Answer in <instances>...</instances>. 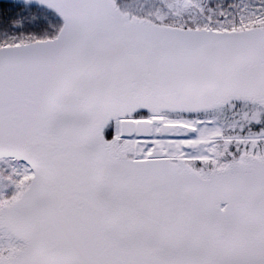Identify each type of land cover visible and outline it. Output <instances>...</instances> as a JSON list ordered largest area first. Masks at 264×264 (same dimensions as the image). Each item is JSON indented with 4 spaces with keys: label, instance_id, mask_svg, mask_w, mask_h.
<instances>
[{
    "label": "snow or ice",
    "instance_id": "6c2138e0",
    "mask_svg": "<svg viewBox=\"0 0 264 264\" xmlns=\"http://www.w3.org/2000/svg\"><path fill=\"white\" fill-rule=\"evenodd\" d=\"M0 264H264V0H10Z\"/></svg>",
    "mask_w": 264,
    "mask_h": 264
},
{
    "label": "trees",
    "instance_id": "16d2710c",
    "mask_svg": "<svg viewBox=\"0 0 264 264\" xmlns=\"http://www.w3.org/2000/svg\"><path fill=\"white\" fill-rule=\"evenodd\" d=\"M9 7V3L6 2H0V11L7 10Z\"/></svg>",
    "mask_w": 264,
    "mask_h": 264
},
{
    "label": "water",
    "instance_id": "95a60500",
    "mask_svg": "<svg viewBox=\"0 0 264 264\" xmlns=\"http://www.w3.org/2000/svg\"><path fill=\"white\" fill-rule=\"evenodd\" d=\"M2 1H7V2H10V0H0V2H2Z\"/></svg>",
    "mask_w": 264,
    "mask_h": 264
}]
</instances>
